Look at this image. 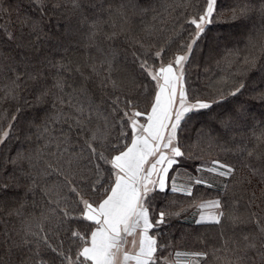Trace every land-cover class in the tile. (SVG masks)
<instances>
[{
	"label": "snow or ice",
	"instance_id": "obj_1",
	"mask_svg": "<svg viewBox=\"0 0 264 264\" xmlns=\"http://www.w3.org/2000/svg\"><path fill=\"white\" fill-rule=\"evenodd\" d=\"M146 4L147 0H32L38 16L18 12L13 18V4L5 7V0H0V23L8 19L7 30L0 29V81H7L0 101L15 103L28 92L33 99L25 97V103L43 112L29 124L31 134H25L32 147L10 161L17 169L14 178L19 176L16 183L22 180L26 185L31 205L19 203L6 213L8 219L0 213V264H171L162 255L166 246L157 239L170 214L160 211L153 217L152 200L168 191L192 196L193 185L213 187L202 178L177 187L170 171L185 156L178 135L182 125L223 103L190 96L185 75L195 47L215 22L217 0H204L200 11L185 19L192 27L190 39L167 61L163 47L157 50L150 39L130 34L133 15ZM237 15L259 16L264 22V0H245L234 10V18ZM123 41L137 47L133 68L153 84L143 108L141 95L147 86L137 83L135 76L127 83L118 76L125 59ZM255 48L251 44L239 61L245 72L258 65L251 50ZM73 51L84 59L74 61ZM244 88L240 82L229 95L235 97ZM259 98L264 101V94ZM21 111L17 103L7 129L0 131V144L14 131ZM246 111L237 118L244 120ZM221 125L232 128L229 118ZM255 139L264 143V131ZM239 156L250 175L258 177L257 183L264 184V153L242 147ZM203 170V165L196 168ZM207 170L223 178L238 171L219 160ZM251 182L247 177L238 181ZM245 194L246 189L238 198L233 193L229 203L225 191L224 197L194 205L199 210L195 223L239 228L238 239L221 233V247L233 256L229 264H264V215L251 210L254 192L241 204ZM174 256L175 264H207L209 259L208 252L176 251Z\"/></svg>",
	"mask_w": 264,
	"mask_h": 264
},
{
	"label": "trees",
	"instance_id": "obj_2",
	"mask_svg": "<svg viewBox=\"0 0 264 264\" xmlns=\"http://www.w3.org/2000/svg\"><path fill=\"white\" fill-rule=\"evenodd\" d=\"M9 2L13 4V18L18 12L39 15L37 7L32 5V0H5V7ZM36 2L38 4L39 0ZM244 2L245 0H217L215 22L198 42L186 65V87L190 96L209 100L222 99L223 103L215 104L213 109L194 114L191 121L182 125L178 135L185 156L181 158L179 167L170 171V177L174 178L177 187L188 186L197 178L207 180L213 187L193 185L192 196L168 191L155 194L152 200L153 217L160 211L170 214L167 224L158 230L157 239L166 246L162 255L167 257L171 264H175L176 251L208 252L207 264H229L233 259L231 251H225L221 247V233L238 239L240 229H234L229 223H225L223 227L207 223L196 224L199 210L194 205L224 197L225 191L228 192L230 203L233 193L238 198L240 191L246 189L241 204H246L254 192L256 200L251 210L264 215V184L257 183L258 177L250 175L249 170L243 167L244 157L239 156V149L242 147L264 153V143L255 139V136H260L264 131V101L259 98L264 94V49L261 48V45H264V22L259 16L240 18L237 15L234 18V10H238ZM203 3L204 0H147L144 11L133 15L130 34L136 38L150 39L157 50L163 47L166 51L163 59L170 60L174 54H180L179 45L186 44L190 39L192 27L184 24L185 19H190L199 12ZM7 24V17H3L0 29L6 31ZM148 31L154 35L148 37ZM251 44L256 45V48L251 50L258 59V65L245 72L239 61L241 57L248 55ZM121 51L125 59L118 69L119 79L127 83L129 78L135 76L137 83L147 86L141 95L143 108L149 103L147 97L153 84L147 77L140 76L138 68H133V53L137 52V47L123 41ZM70 55L74 61L84 59L80 52L73 51ZM240 82L245 83L241 94L230 96L229 93L238 87ZM5 83L7 81H0V89L4 88ZM25 97L29 102L33 99L31 94L24 92L21 99L15 103L0 101V131L7 129V122L15 113L16 104L22 106L14 124V131L0 144V213L5 214V219H8L6 213L19 207V203L31 205V201L26 199V185L22 180L19 184L16 183L19 176L14 178L13 173L17 169L10 163L16 159L18 152L32 147L25 140V134H31L28 132L29 124L43 115L42 111L31 107L30 103L26 104ZM242 109L247 110L244 112V120L238 119L236 115ZM225 118L231 120V130L224 129L221 125V120ZM214 160L236 167V175L223 178L210 173L207 169L212 167ZM251 163L256 167L260 166V162L256 160ZM199 165H203L204 170L197 172ZM245 177L252 181L251 184L238 183ZM5 182L8 184L7 188L3 186ZM225 185H228L227 190ZM241 212L247 215L243 207Z\"/></svg>",
	"mask_w": 264,
	"mask_h": 264
},
{
	"label": "rangeland",
	"instance_id": "obj_3",
	"mask_svg": "<svg viewBox=\"0 0 264 264\" xmlns=\"http://www.w3.org/2000/svg\"><path fill=\"white\" fill-rule=\"evenodd\" d=\"M174 262V261H173Z\"/></svg>",
	"mask_w": 264,
	"mask_h": 264
}]
</instances>
